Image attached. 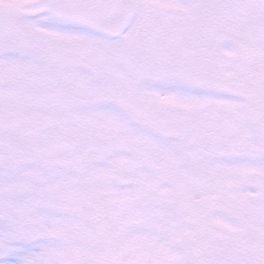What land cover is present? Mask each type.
Wrapping results in <instances>:
<instances>
[{
  "label": "snow or ice",
  "instance_id": "snow-or-ice-1",
  "mask_svg": "<svg viewBox=\"0 0 264 264\" xmlns=\"http://www.w3.org/2000/svg\"><path fill=\"white\" fill-rule=\"evenodd\" d=\"M0 264H264V0H0Z\"/></svg>",
  "mask_w": 264,
  "mask_h": 264
}]
</instances>
